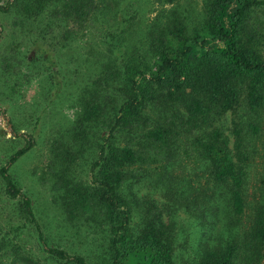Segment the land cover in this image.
<instances>
[{
	"label": "trees",
	"instance_id": "obj_1",
	"mask_svg": "<svg viewBox=\"0 0 264 264\" xmlns=\"http://www.w3.org/2000/svg\"><path fill=\"white\" fill-rule=\"evenodd\" d=\"M142 1L0 0L12 26L57 45L102 30L50 184L64 222L102 233L100 261L47 237L12 176L30 132L0 160V264H264V166L258 185L249 172L264 158V0H151L146 19ZM89 149L76 179L70 164ZM145 180L160 206L140 200ZM181 215L194 231L185 257Z\"/></svg>",
	"mask_w": 264,
	"mask_h": 264
},
{
	"label": "rangeland",
	"instance_id": "obj_2",
	"mask_svg": "<svg viewBox=\"0 0 264 264\" xmlns=\"http://www.w3.org/2000/svg\"><path fill=\"white\" fill-rule=\"evenodd\" d=\"M147 1L137 4L139 14L140 10L144 12L145 19L159 8L156 2ZM190 3L194 9L200 6V0ZM88 29L76 32V35L57 45L49 40L44 41L38 32L28 33L26 29L12 26L10 16L0 14V130L5 139H11L10 142L0 140V160L6 153L22 146L23 141L16 134L32 132L36 143L11 167L12 176L31 198L47 237L98 263L102 254L99 243L102 233L93 227L87 228L84 222H64L53 203V191L50 189L52 173L59 170L52 160L57 152L55 143L65 144L68 141L67 132L77 111L80 92L93 77V56L88 52L99 49L102 30L95 27L85 32ZM7 55H12L13 59L7 60ZM3 60L9 62L14 76L17 73L14 80L8 69L1 66ZM13 67L15 70L11 69ZM260 128L264 135V118ZM82 150L70 167L73 177L85 180L92 150ZM260 153L264 155V150ZM251 164L249 172L252 178H256L255 185H258L264 158L256 155ZM140 197V200L146 198L145 202L152 198L158 206L160 203L157 200L163 199L146 180L140 187ZM9 208V213L13 214V207ZM3 213L8 215V207ZM180 220L185 231L175 238L180 244L176 252L185 257L194 247V231L191 224L188 229L185 224L189 222L182 215Z\"/></svg>",
	"mask_w": 264,
	"mask_h": 264
}]
</instances>
